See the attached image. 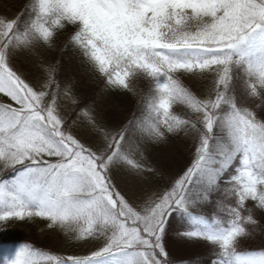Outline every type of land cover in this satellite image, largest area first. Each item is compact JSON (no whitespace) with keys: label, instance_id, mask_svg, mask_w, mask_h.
I'll use <instances>...</instances> for the list:
<instances>
[{"label":"snow or ice","instance_id":"obj_1","mask_svg":"<svg viewBox=\"0 0 264 264\" xmlns=\"http://www.w3.org/2000/svg\"><path fill=\"white\" fill-rule=\"evenodd\" d=\"M60 38L108 88L138 97L117 131L82 107L71 84L61 87L58 64L38 57L37 83L15 70L18 54L38 56ZM191 77L209 81L202 95L185 85ZM180 133L191 159L177 176L143 197L115 183L117 165L163 181L145 148ZM257 212L264 0H28L19 15L0 17V222L40 218L94 245L61 256L22 243L0 264H172L166 238L177 220L178 235L210 247L209 264H264V251L240 250Z\"/></svg>","mask_w":264,"mask_h":264},{"label":"rangeland","instance_id":"obj_2","mask_svg":"<svg viewBox=\"0 0 264 264\" xmlns=\"http://www.w3.org/2000/svg\"><path fill=\"white\" fill-rule=\"evenodd\" d=\"M28 0H0V17L13 18L19 15ZM58 39L54 47L50 50H42L38 56L27 53L18 54L14 60V68L20 74L27 77L30 82L37 83L43 79V72L39 66V59L45 63L62 62V70L58 71L56 78L60 81L61 87L71 84L75 96L86 102L82 107H91L95 110L102 125L109 131L115 132L125 125L133 115V110L137 106L138 97L131 93L108 88L102 80L81 61V58L73 50H69L65 61L58 57L63 54L65 46L60 45ZM58 50L61 52L58 53ZM69 57V58H68ZM69 67V68H68ZM185 85L196 95H202L209 87V81L196 77L184 80ZM89 96V98H88ZM71 112L70 107L64 109ZM81 135L88 141L94 142L90 132L80 129ZM144 155L158 173L155 177H141L129 171L123 165L113 168L114 181L121 189L134 197H143L147 192L161 186L163 182L177 176L184 169L191 159V144L183 133L176 136H169L166 142L159 144H149L145 148ZM47 221L36 218L31 222H9L0 223V241L27 240L39 245L46 252L55 255L66 256L69 254H86L93 244L82 245L69 238L58 228H49ZM175 222L168 230L166 238V248L169 252V259L172 264L188 258L198 256L204 242L189 241L178 235ZM263 248L264 243L257 244L251 237L241 238L240 250L250 248ZM176 264V263H175Z\"/></svg>","mask_w":264,"mask_h":264},{"label":"trees","instance_id":"obj_3","mask_svg":"<svg viewBox=\"0 0 264 264\" xmlns=\"http://www.w3.org/2000/svg\"><path fill=\"white\" fill-rule=\"evenodd\" d=\"M59 41H60V45H62L61 46L62 47L61 50H63L64 49L63 48V46H64L63 38H60ZM69 50L71 51L72 49L70 47H68L67 49L66 48L64 49V52H62L63 54H66V55H61L59 53L61 51L58 50V53H59L58 57L61 60L65 61L64 57H67V54H68ZM58 66H59V71H61L63 68H62V62L60 60H58ZM137 88L139 89L140 94L144 95V94L147 93V91L149 89V85L145 81H140L138 83V85H137ZM88 98H89V96H88ZM86 100L87 99L85 98L84 102H86ZM136 109H137V106L133 110V113L136 111ZM132 117H133V115L131 116L130 119H132ZM205 211L210 214L212 212V209L209 208V209H206ZM254 219L257 221V224L256 225L248 224V226H247L249 228V231L252 233V235L249 236V237L254 239V241L257 244H260L261 242L264 243V214H261V213L257 212L256 215L254 216ZM174 222H175V225L177 226V228H176L177 232L183 230L184 226H183L182 222H180L179 220L174 221ZM22 243H30L34 247L43 250L41 247H39V245L35 244L34 242H29L27 240H14V241H10V242L9 241H6V242H1L0 241V253H3V251L5 249H14V248L18 247ZM43 251H45V250H43ZM242 251H256V252H260V251H264V247L263 248H259V247L256 248L255 247V248H250L248 250H242ZM211 256H212L211 249L207 245V246L203 247L202 251L200 252V254L198 256H194V255L191 256V257L189 256L188 258L180 260V261H177L175 263L176 264H209V260H210Z\"/></svg>","mask_w":264,"mask_h":264}]
</instances>
